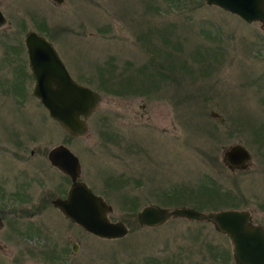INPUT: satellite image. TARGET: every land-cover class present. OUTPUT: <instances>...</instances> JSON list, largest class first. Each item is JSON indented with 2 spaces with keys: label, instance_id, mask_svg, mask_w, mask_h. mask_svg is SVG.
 Listing matches in <instances>:
<instances>
[{
  "label": "rangeland",
  "instance_id": "rangeland-1",
  "mask_svg": "<svg viewBox=\"0 0 264 264\" xmlns=\"http://www.w3.org/2000/svg\"><path fill=\"white\" fill-rule=\"evenodd\" d=\"M0 10V81L23 73L21 88L0 87V264H234L211 223L141 227L136 213L245 209L264 228V26L204 0H0ZM28 30L99 94L85 134L66 133L32 96ZM58 144L125 236H93L51 205L69 187L46 160ZM233 144L249 154L239 170L222 159Z\"/></svg>",
  "mask_w": 264,
  "mask_h": 264
},
{
  "label": "water",
  "instance_id": "water-1",
  "mask_svg": "<svg viewBox=\"0 0 264 264\" xmlns=\"http://www.w3.org/2000/svg\"><path fill=\"white\" fill-rule=\"evenodd\" d=\"M52 1L56 4L63 2ZM204 3L234 14L246 23L258 22L264 26V0H204ZM4 22L0 12V25ZM24 46L34 79L32 95L66 133L71 136L85 134L86 119L97 106L99 94L69 75L44 35L27 31ZM211 116L216 117V114L211 112ZM46 157L51 166L70 180L66 195L52 200V205L63 216L85 232L102 239H118L126 235L127 228L123 222L109 219L111 206L79 179L78 158L68 147L58 144L48 150ZM248 158L247 150L238 144L225 148L222 156L225 165L235 170L244 168ZM176 217L211 223L215 231L228 238L234 264H264V228L252 223L250 213L245 209L202 212L187 206L165 208L147 204L136 213L137 224L141 227H158Z\"/></svg>",
  "mask_w": 264,
  "mask_h": 264
},
{
  "label": "flooded vegetation",
  "instance_id": "flooded-vegetation-1",
  "mask_svg": "<svg viewBox=\"0 0 264 264\" xmlns=\"http://www.w3.org/2000/svg\"><path fill=\"white\" fill-rule=\"evenodd\" d=\"M49 1H51L52 3H54L52 0H49ZM54 4H56V3H54ZM56 5H58V4H56ZM0 12L2 13V11L0 10ZM2 15L4 16V14L2 13ZM4 18H5V16H4ZM6 24V18H5V22H4V24H2V25H0V29H2V27L4 26ZM28 31H33V30H28ZM27 32V31H26ZM25 32V33H26ZM35 32V31H34ZM25 33H24V36H23V46H24V37H25ZM37 33V32H36ZM4 38H6V37H4L3 35L2 36H0V43L2 44L3 43V39ZM47 39V38H46ZM48 40V39H47ZM49 42H50V40H48ZM52 42H50V44H51ZM3 49L5 50V48L3 47ZM8 49L11 51V53H12V55H14V56H17L18 54H21L20 53V49H21V47H20V44H18V45H13L12 43H10L9 44V47H8ZM24 49H25V46H24ZM55 49V48H54ZM55 51L57 52V54H58V57L60 58V54H59V52L55 49ZM10 52L8 53V54H11ZM4 55H5V53H4ZM25 55H26V49H25ZM4 60H5V58H3ZM7 59V58H6ZM60 60H61V62L63 63V61H62V59L60 58ZM26 64H27V67H28V70H29V76H30V78L32 79V81H33V84H34V79L32 78V76H31V73H30V69H29V66H28V61H27V55H26ZM63 65H64V67L66 68V66H65V64L63 63ZM15 70H17V71H19L18 73H16L15 75L13 74V76L11 77V79H9V82H7L6 80H4V79H2L1 81H0V87L1 88H4L5 86L6 87H8V88H10L11 89V87H14V88H16L17 86L18 87H22L23 86V83H22V77H23V73L20 71V69H15ZM66 70H67V68H66ZM67 72H68V70H67ZM69 73V72H68ZM70 75V74H69ZM5 84V85H4ZM33 84H32V87H33ZM32 87H31V89H32ZM17 89V88H16ZM22 90V89H21ZM20 90V91H21ZM19 91V90H18ZM32 94V93H31ZM33 96V95H32ZM38 101V100H37ZM39 102V101H38ZM40 103V102H39ZM47 113V112H46ZM48 152V151H47ZM46 156H47V153H46ZM46 160H47V157H46ZM53 167V166H52ZM53 168H55V167H53ZM56 169V168H55ZM58 170V169H57ZM59 171V170H58ZM60 172V171H59ZM61 173V172H60ZM62 174V173H61ZM63 176H65L68 180H69V178L66 176V175H64L63 174ZM69 184H70V180H69ZM65 195H66V193H65ZM64 195V196H65ZM63 196V197H64ZM63 197H60V198H63ZM58 198V197H57ZM46 202V201H45ZM50 203H51V205H52V200L50 201ZM53 206V205H52ZM57 209V208H56ZM3 208L1 209V207H0V218L2 217V213H3ZM59 211V210H58ZM60 212V211H59ZM65 217V216H64ZM66 218V217H65ZM2 220V219H1ZM2 225H3V223H2Z\"/></svg>",
  "mask_w": 264,
  "mask_h": 264
},
{
  "label": "trees",
  "instance_id": "trees-1",
  "mask_svg": "<svg viewBox=\"0 0 264 264\" xmlns=\"http://www.w3.org/2000/svg\"><path fill=\"white\" fill-rule=\"evenodd\" d=\"M105 72V71H104ZM105 74H106V72H105ZM106 78H107V75H106ZM105 80V79H104Z\"/></svg>",
  "mask_w": 264,
  "mask_h": 264
}]
</instances>
